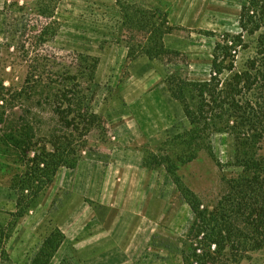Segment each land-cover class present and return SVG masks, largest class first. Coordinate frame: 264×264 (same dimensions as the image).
I'll use <instances>...</instances> for the list:
<instances>
[{
    "label": "rangeland",
    "instance_id": "1",
    "mask_svg": "<svg viewBox=\"0 0 264 264\" xmlns=\"http://www.w3.org/2000/svg\"><path fill=\"white\" fill-rule=\"evenodd\" d=\"M247 1L122 0L160 9L176 28L165 44L178 55L160 62L129 58L117 0H0V112L5 108L7 121L27 123L39 142L70 135L54 96L69 75L85 74L86 57L98 67L83 88L106 128L85 138L89 148L79 166L60 169L37 208L17 222L10 187L22 169L0 151V264H31L56 228L66 241L51 264H183L195 216L166 169L143 162L190 127L168 91V76L180 70L190 80H207L216 42L240 34ZM235 56L242 67L254 56L253 45ZM212 143L222 167L201 153L179 170L185 186L211 208L239 172L232 166L233 139L216 134ZM224 262L264 264V249Z\"/></svg>",
    "mask_w": 264,
    "mask_h": 264
},
{
    "label": "trees",
    "instance_id": "2",
    "mask_svg": "<svg viewBox=\"0 0 264 264\" xmlns=\"http://www.w3.org/2000/svg\"><path fill=\"white\" fill-rule=\"evenodd\" d=\"M117 5L121 43L126 44L129 58L144 56L166 62L178 55L165 44V38L176 29L165 12L122 0H117ZM41 14L53 17L47 10L42 9ZM239 28L240 34H226L216 42L207 80H190L180 70L168 76V91L190 127L168 139L157 154H148L143 162L150 170L166 169L195 216L182 252L183 264H225L228 259L239 263L248 253L264 249V0H248L242 6ZM252 45L254 56L239 67L235 54ZM83 60L85 74L69 75L54 96L55 113L70 135L39 142L27 123L7 121L5 108L0 112V151L5 157H15L22 169L10 187L17 197L16 222L37 208L60 169L79 166L89 148L85 138L106 129L83 88L84 80L88 85L94 82L98 60ZM3 101L0 97V103ZM216 134L233 139L232 166L239 172L227 180V192L211 208L185 186L179 170L201 153L222 167L213 149ZM65 241L66 235L54 229L31 264H51Z\"/></svg>",
    "mask_w": 264,
    "mask_h": 264
}]
</instances>
